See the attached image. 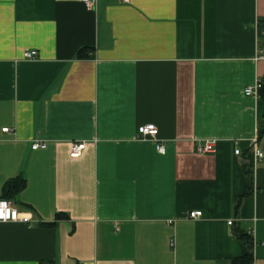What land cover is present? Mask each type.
<instances>
[{
  "label": "crops",
  "instance_id": "0c3cea01",
  "mask_svg": "<svg viewBox=\"0 0 264 264\" xmlns=\"http://www.w3.org/2000/svg\"><path fill=\"white\" fill-rule=\"evenodd\" d=\"M263 20L264 0H0V199L21 218L0 264H231L238 230L264 264V103L243 92Z\"/></svg>",
  "mask_w": 264,
  "mask_h": 264
},
{
  "label": "built area",
  "instance_id": "2783aa9c",
  "mask_svg": "<svg viewBox=\"0 0 264 264\" xmlns=\"http://www.w3.org/2000/svg\"><path fill=\"white\" fill-rule=\"evenodd\" d=\"M84 7L86 9H93L94 5H95V0H80ZM122 2H128L129 0H121ZM259 33L261 35H264V20L261 23V28L259 29ZM36 51L35 50H25L21 53V58L23 59H35L36 58ZM260 87V81H255V83L252 86H247L244 87L243 92L245 95H251V96H257V89ZM2 131H8L7 128H2ZM156 128L154 127V125H152L151 123L148 124H144V125H139L136 128L135 131V137L138 139H149L151 141H153L155 150L157 151V153L162 154L164 152V148L161 144L156 142ZM214 140L213 139H203L200 140L196 146H195V151L199 154H205V153H211L214 150ZM43 143H38V142H33L30 145L31 149L37 148V147H42ZM83 148V143L82 142H73L71 143V147H70V154L72 156H78L81 153V150ZM250 152H251V156L252 159L254 161L259 160L262 157V153L259 151V149H257L254 144L252 143L250 145ZM234 154L238 153V149H234L233 150ZM0 202H3L2 204H0V210L3 211L4 216H7V219H0V222H15L20 220V216L19 213L17 212V210L5 199H0ZM13 213L15 214V218H13ZM201 213L199 210H194V211H190L188 213V216L190 218H195L197 216H199ZM25 221L27 219H24ZM233 219H228L226 221L227 225H231ZM247 231L250 232V228H247ZM253 264V263H251Z\"/></svg>",
  "mask_w": 264,
  "mask_h": 264
},
{
  "label": "trees",
  "instance_id": "16d2710c",
  "mask_svg": "<svg viewBox=\"0 0 264 264\" xmlns=\"http://www.w3.org/2000/svg\"><path fill=\"white\" fill-rule=\"evenodd\" d=\"M257 97H259L260 100L264 103V75H263V78L260 81V87L257 89ZM263 122H264V118H263ZM21 184H22V181L20 180L19 183H17V186H15V187H18ZM12 187H13L12 182L11 181H7L3 185V192L5 194L9 193L10 189ZM246 194L247 193L245 192V195ZM242 195H244V194H242ZM241 196H239V199H240ZM239 199H238V201H239ZM238 201L236 202V206H235L236 208H237ZM235 235L237 236V238L243 244L247 245L248 250L242 257H240L238 259H234L231 262V264H251V262H252V254H251V243H252V240H251V237L247 233H245L243 230L236 231Z\"/></svg>",
  "mask_w": 264,
  "mask_h": 264
},
{
  "label": "clouds",
  "instance_id": "9594fccd",
  "mask_svg": "<svg viewBox=\"0 0 264 264\" xmlns=\"http://www.w3.org/2000/svg\"><path fill=\"white\" fill-rule=\"evenodd\" d=\"M3 202H0V204H2ZM13 218H15V215H13ZM24 218L25 219H28V218H30V215H26V216H24ZM0 219H7V216H3L2 218H0Z\"/></svg>",
  "mask_w": 264,
  "mask_h": 264
},
{
  "label": "snow or ice",
  "instance_id": "6c2138e0",
  "mask_svg": "<svg viewBox=\"0 0 264 264\" xmlns=\"http://www.w3.org/2000/svg\"><path fill=\"white\" fill-rule=\"evenodd\" d=\"M13 215H15V214L13 213ZM3 216H4V213L2 210H0V218H2Z\"/></svg>",
  "mask_w": 264,
  "mask_h": 264
}]
</instances>
